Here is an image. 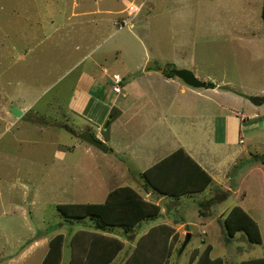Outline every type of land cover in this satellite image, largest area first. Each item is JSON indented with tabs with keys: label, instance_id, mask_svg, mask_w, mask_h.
<instances>
[{
	"label": "rangeland",
	"instance_id": "374dc122",
	"mask_svg": "<svg viewBox=\"0 0 264 264\" xmlns=\"http://www.w3.org/2000/svg\"><path fill=\"white\" fill-rule=\"evenodd\" d=\"M263 3L0 0V264H8L9 254L18 258L25 237L34 230L36 237L69 236L82 223L91 222L66 217L58 205L101 204L112 190L123 186L155 203L157 195L144 192L141 175L160 155L147 136L157 121L142 117L133 125L124 120V126L118 125L116 77L122 80L124 93L137 86L155 92L160 86L155 81L164 79V71L190 70L206 86L224 85L216 89L215 97L223 103L225 97L234 115L243 112L248 118L259 110L263 119L264 104L252 102L253 97H264ZM98 10L107 15L90 14ZM97 31L106 35L98 37ZM83 72L99 77L89 90L79 85ZM76 90L84 95L73 100ZM113 102L116 108L102 121ZM130 102L122 100V104ZM12 108L23 115L15 117ZM218 111L221 108L213 104L210 112ZM87 115L99 121H89ZM83 125L88 127L82 131ZM85 131L104 142L109 152L82 141L78 135ZM245 138L244 146L252 154L226 164L230 173L226 187L160 203L162 216L172 209V221L182 222L173 224L169 241L173 255L162 264H192L193 251L203 252L209 245L211 257L221 258L223 264L264 258V165L255 159L256 154L264 157V134ZM208 198L212 203L202 205ZM237 205L259 224L262 244L250 243L243 233L227 241L223 220ZM24 209L29 227L20 218ZM161 220L145 222L142 230ZM188 234L191 238L185 243ZM130 247L127 252L137 251ZM46 250L26 256L22 263L35 264ZM126 254H121L118 264L125 262Z\"/></svg>",
	"mask_w": 264,
	"mask_h": 264
},
{
	"label": "crops",
	"instance_id": "0c3cea01",
	"mask_svg": "<svg viewBox=\"0 0 264 264\" xmlns=\"http://www.w3.org/2000/svg\"><path fill=\"white\" fill-rule=\"evenodd\" d=\"M100 13L107 15V11L98 10V12H90L92 15ZM95 35L98 37L103 35L104 37L106 34L101 33V31H97ZM104 72L107 73V70L105 69ZM94 79H99V77L93 73L90 75L89 73L83 72L79 77V85L83 90H89L90 85H95ZM116 80H120L119 86L121 88L120 93L117 94L113 92L116 96H118V108H116L115 103L113 102L114 104H112L109 110H107L102 121H105L109 113L115 108L118 109L119 113L118 125L121 123L122 126L125 125L123 120L128 124L133 125L138 119L142 120L145 117H149L150 119V117L153 116L152 118L156 119L157 125L155 126L156 128L153 127V133L147 136L149 138L152 137V141L156 147L159 148L158 151H161L159 152L160 155L154 160L151 167L170 157L179 149H183L186 154L191 156L212 177L214 184L210 187L208 186L205 190L206 194L212 189V187H220L222 184L226 187L230 174L228 172L229 170H227V168L225 169L227 163L236 162L241 156L252 154L246 149L247 147L244 146L246 145L245 137L264 134V132H262L264 131V118H259V110L257 113H253L246 118L243 112H238L234 115L232 110L226 107L227 103L225 101V97H223L224 103L223 101H218V98H216L215 95H218L219 93L216 89L223 88L224 85L219 87L214 83L215 88H207L206 86V90L202 91L201 89L187 87L180 79L164 76V79H158L155 81L158 85H160L158 91L154 92L151 91V89L145 91L141 88L137 90V86L135 91H132L131 93H124L121 87L122 80L119 77L115 78L113 87L115 86ZM87 83V86H83ZM75 93L76 95L73 100L84 95V93H80L78 90H76ZM244 94L247 95V98H251V96H253V94ZM254 96H257V94ZM122 100H130L131 102L129 104H122ZM213 104L214 106L218 105V108H221V111L223 112L221 113V111H218L214 114L213 112H210ZM263 104H261V106ZM159 105H163L164 108L158 110L157 107ZM86 117L89 121H99L92 115H87ZM92 124L90 123V125ZM83 127L82 131L86 130L88 126L83 125ZM99 136L103 139L101 134ZM254 147L257 149V144H254ZM256 155L260 156L261 154ZM221 157H223L224 161L220 159ZM253 158L254 156L251 157V159ZM178 159L182 160L181 158ZM173 162L175 161H171V163L169 161L167 164L174 166ZM222 164L225 166H222ZM181 168L186 169L185 164L184 167ZM144 171H142V173ZM165 174H168V172H164L161 179L166 177ZM179 174H181V172H179ZM141 186H143V183H141ZM144 189L146 194H155L152 188L145 187ZM203 193L181 196V198L156 194L157 197H155L156 201L154 202L157 205H161L160 203L165 202L167 199L171 201H179L185 197L192 199L194 195H202ZM195 202L196 200L194 203ZM178 208L180 207H177V209ZM172 212V209H169V212L162 216L160 211L159 216L162 217L163 220L160 222L152 221L153 223L149 225L148 228H144L145 230H142V225L145 222H149L151 219L138 223L133 226V229L129 232H125L121 227L108 228V230L104 233L101 232L102 234L119 239L125 244L123 250L109 264H118V258L121 257V254L124 252L127 254L122 258V261L126 257V262V260L133 254L130 253V246H134L138 249L137 245L140 241L150 242L152 239V242H154L157 240V237L150 236L149 233L151 230L154 229L158 232V227L166 226L172 229L173 232V224L178 225L182 222L176 220L174 223V221H172V216L170 215ZM20 218L25 226H30V221L28 220L25 209L22 210ZM80 230L94 231V223H82L81 228H76L69 234V236H65L64 247L67 245L68 252L64 253L63 249L61 264L71 263L73 251L70 243L73 235ZM55 236L56 235L49 236L47 233L46 237H43L40 234L36 237V231H32L30 237H25L26 243L22 246L23 251L18 258H16L15 253L9 254L5 257L8 259V264H23L25 262L23 259H25L26 256L38 253L42 249L47 248L46 253L42 254V256H40L35 263L42 264L47 256L49 243ZM171 238L172 236L169 239ZM128 247L130 248V251L127 252ZM125 262L123 264H125Z\"/></svg>",
	"mask_w": 264,
	"mask_h": 264
},
{
	"label": "trees",
	"instance_id": "16d2710c",
	"mask_svg": "<svg viewBox=\"0 0 264 264\" xmlns=\"http://www.w3.org/2000/svg\"><path fill=\"white\" fill-rule=\"evenodd\" d=\"M262 18L264 20V3ZM163 73L167 77H175L173 71ZM207 88H215V85L208 83ZM178 158H181L183 162ZM255 159L264 165V157L256 156ZM169 161L170 163L175 161L174 166L168 165ZM184 164L186 169L181 168ZM164 172L168 174L161 179ZM141 178L145 181L144 187L152 188L155 194L176 198L203 193L208 186L214 184L212 177L183 149H179L170 157L144 171ZM224 198L223 202L227 200V197L224 196ZM205 200L202 205L212 203V200ZM216 203L219 202L216 201ZM58 209L68 218L90 219L94 223V231L80 230L73 235L70 243L73 251L70 264H109L123 250L125 244L101 232L104 233L108 228L113 227H121L125 232H129L133 226L142 221L160 217L161 211L159 205L142 198L130 186L112 190L105 202L101 204H61L58 205ZM223 221L227 241L230 237L243 233L250 243L262 244L263 238L259 224L241 206H233ZM149 234L157 237V240L150 242L154 246L150 247L149 242H146L148 246L140 242L137 251L126 260L125 264H162L164 259L167 260L173 255L174 250L169 243L172 229L160 226L158 232L153 229ZM64 245L65 235L63 233L56 235L49 243V250L42 264H61ZM212 250V245L203 252L195 249L191 256L192 264H223L221 258L211 257ZM241 264H264V258H254Z\"/></svg>",
	"mask_w": 264,
	"mask_h": 264
},
{
	"label": "water",
	"instance_id": "95a60500",
	"mask_svg": "<svg viewBox=\"0 0 264 264\" xmlns=\"http://www.w3.org/2000/svg\"><path fill=\"white\" fill-rule=\"evenodd\" d=\"M173 73L176 77H178L180 80H182L185 84H187L190 87H193V88H205L206 87V83L200 81L195 76V74L190 70H185V69L173 70ZM252 102L255 105H261L264 103V97H253ZM12 113L13 115H15V117H18V118L23 115V111H21L18 108H12ZM78 137L85 143L101 150L104 153L109 152L108 147H106V145L103 142L99 141L88 131H85L79 134ZM190 238H191V234H188L185 243H188Z\"/></svg>",
	"mask_w": 264,
	"mask_h": 264
},
{
	"label": "built area",
	"instance_id": "2783aa9c",
	"mask_svg": "<svg viewBox=\"0 0 264 264\" xmlns=\"http://www.w3.org/2000/svg\"><path fill=\"white\" fill-rule=\"evenodd\" d=\"M119 84H120V80H116L115 81V86L113 87V92L114 93H117V94L120 93L121 88H120Z\"/></svg>",
	"mask_w": 264,
	"mask_h": 264
}]
</instances>
